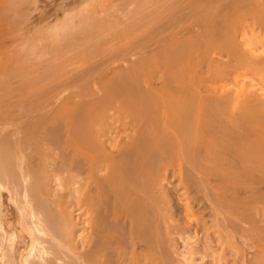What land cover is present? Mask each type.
I'll return each instance as SVG.
<instances>
[{"label": "bare ground", "instance_id": "bare-ground-1", "mask_svg": "<svg viewBox=\"0 0 264 264\" xmlns=\"http://www.w3.org/2000/svg\"><path fill=\"white\" fill-rule=\"evenodd\" d=\"M195 183L264 220V0H0V264H228Z\"/></svg>", "mask_w": 264, "mask_h": 264}, {"label": "rangeland", "instance_id": "rangeland-1", "mask_svg": "<svg viewBox=\"0 0 264 264\" xmlns=\"http://www.w3.org/2000/svg\"><path fill=\"white\" fill-rule=\"evenodd\" d=\"M242 11V13L240 14V17L242 16V17H244V18H246L245 16V13L243 12L244 10H241ZM244 14V15H243ZM251 41V40H250ZM251 43H252V41H251ZM213 53H215V52H213ZM211 54V55H213L214 56V54ZM218 79V78H217ZM214 81V82H213ZM217 81H218V83H221V80H216V79H214V80H209V83L210 82H212L213 84H217ZM220 81V82H219ZM172 180H175V178H172ZM196 185L198 186V187H196ZM205 185V186H204ZM193 186V187H192ZM204 186V187H203ZM209 187H211V186H209ZM209 187H208V185L207 184H203L202 186L201 185H199V184H194V185H190L189 186V193H188V197L190 198V200H189V202H191L190 203V208H192V209H190V211H191V216L193 217V218H191L190 220H193V222L192 223H195V225L193 226V228H194V230H193V232L195 233L194 235H196L195 237L197 238L198 237V239L199 240H202V239H204L203 237L206 235V234H208L210 237L209 238H211V245L213 244V245H215L216 246V248H215V246H214V248H213V245L211 246L210 245V247L214 250V249H218V250H220V251H222L223 249H224V251H222L221 253H223V255H226V257L225 256H223L222 255V257L223 258H227V260H225L227 263H228V261H229V263L228 264H264V243H262V242H264V234L263 233H261V232H264V230L262 231V228H264V227H262V225L264 226V220H261V224H258L259 225V227L257 226V222H254L256 225H255V227L256 228H252L253 229V231H254V229H255V231L253 232L252 230V232H249L248 233V231H250L249 229H251V227H249V226H245L244 227V225L245 224H240L239 222H240V220H239V218L237 217V214L235 213V211L233 210V206L232 205H230V203H228L226 200H224V199H222V201H221V199H220V197H217L216 199L218 200V202H219V200L221 201V202H219V206H218V204H217V200H215L214 198V189H213V186H212V188L211 189H213V190H211V191H213V192H211L210 191V189H209ZM198 188V189H197ZM201 189V190H200ZM203 189V190H202ZM191 190V191H190ZM194 190H196V191H194ZM199 190V191H198ZM206 192H205V191ZM238 190H239V188H238ZM197 191H198V194H196L197 193ZM205 192V193H203L204 194V196H203V194L202 193H200L199 194V192ZM218 191V190H217ZM222 193V192H221ZM196 194V195H195ZM206 194V195H205ZM210 194L211 195H213V196H210ZM215 194H218V192L217 193H215ZM202 195V196H201ZM202 197V198H201ZM207 199H206V198ZM211 197V199H209ZM213 197V198H212ZM178 197L177 196H174V199L173 200H175L176 202H177V205H174V207H176V209L175 210H177V208H179V206L181 205V201L178 199ZM192 198V199H191ZM205 198V199H204ZM203 199V200H202ZM211 201V203H210V201ZM204 200H205V202H204ZM212 200L214 201V202H212ZM175 201H173V204L175 203ZM180 201V203H178ZM215 202H216V204H215ZM176 204V203H175ZM229 204V205H228ZM212 207H210V206ZM223 205V206H222ZM178 206V207H177ZM211 208V210H212V212H210L211 210L209 209V207ZM214 206V207H213ZM216 206V207H215ZM182 207V206H181ZM220 207V208H219ZM222 207V208H221ZM182 209V208H181ZM178 210H180V209H178ZM216 210V211H215ZM221 210H223V214H221L219 211H221ZM229 211V212H228ZM230 211L232 212V215H230L231 213H230ZM216 212V213H215ZM177 213H179V214H177ZM182 213H183V211H176V214H175V216H179V217H176L175 219V225H177V229H176V231H175V233L171 236L172 237V243H174L175 245H173V248H175V249H173V251L174 252H177V250H179V252H180V245H181V247H182V249H181V251H183V249H184V245L183 244H181V243H183V240L181 239V237H183V235H184V233L186 232V231H184V230H186L184 227H185V225L186 226H188V224H186V223H188L187 221H185V218H184V216L182 215ZM218 213H219V215L221 216V218H220V216L218 217ZM226 213V214H225ZM215 214H216V216H215ZM223 215V216H222ZM225 215V216H224ZM233 215L234 216H236V218L234 217V219L232 218L233 217ZM183 216V217H182ZM222 217H223V219H222ZM225 217H227V218H225ZM246 217L247 218H249L248 217V215H245L244 216V218L243 219H246ZM184 218V219H183ZM203 218V219H202ZM219 218H220V220H219ZM231 218H232V220H233V222H232V220H231ZM225 219L227 220V222L225 221ZM238 219V220H237ZM221 220H223V221H225L226 222V224H222V221ZM235 220V221H234ZM246 220H248V219H246ZM245 220V221H246ZM220 221V222H219ZM237 221V222H236ZM257 221H259V219H257ZM216 222V223H215ZM231 222V223H230ZM235 222V223H234ZM180 223V224H179ZM213 223V224H212ZM259 223V222H258ZM263 223V224H262ZM182 224H183V226H182ZM204 224V225H203ZM211 225V228H209L210 227V225ZM228 224H231V226L230 225H228ZM235 224V225H234ZM179 225V226H178ZM208 225H209V227H208ZM224 225H226V226H224ZM241 225H243V226H241ZM261 225V226H260ZM196 226V227H195ZM212 226H214V227H212ZM224 226V227H223ZM253 226H254V224H253ZM203 227V228H202ZM206 227V228H205ZM233 227V228H232ZM262 227V228H261ZM179 228V229H178ZM183 228H184V230H183ZM204 228H205V230H204ZM222 230H221V229ZM229 230H231V231H229ZM257 228H259V229H257ZM210 229V230H209ZM212 229H215V230H220V231H215V230H212ZM204 230V231H203ZM224 230V231H223ZM244 230V231H243ZM178 231V232H177ZM180 231H182L181 233L183 234V235H181L180 236V239H179V237L177 236V233H180ZM247 231V232H246ZM214 232V233H213ZM217 232V233H216ZM219 232V233H218ZM225 232V233H224ZM246 232V233H245ZM204 233V235H202ZM248 233V234H247ZM255 233V234H254ZM214 234H217V236L215 235V238H214ZM245 234H246V236H245ZM251 234H253V236L251 235ZM260 234V235H259ZM198 235V236H197ZM220 235V236H219ZM227 235V236H226ZM231 235V236H230ZM244 237H243V236ZM178 238H177V237ZM255 236V237H254ZM200 237V238H199ZM216 237L217 238H219L218 239V241L216 240ZM174 238H175V240L177 241V243H176V241L174 240ZM213 238L215 239V241H213ZM260 238V239H259ZM234 241H233V240ZM178 240L179 241H181V242H178ZM258 240V241H257ZM261 242H260V241ZM213 242V243H212ZM216 243V244H215ZM234 243V247L236 248L237 246H238V248H236V249H238L237 251L239 252H237L236 251V249H233L232 248V244ZM178 244V245H177ZM224 244V245H223ZM231 244V245H230ZM219 245V246H218ZM221 245H223V246H221ZM175 246V247H174ZM217 246H218V248H217ZM230 246H231V248H230ZM176 247H178V249L176 248ZM223 248V249H222ZM195 249L196 250H202V248H201V246H196L195 247ZM222 249V250H221ZM217 250V251H218ZM234 251V252H233ZM210 253V252H209ZM225 253V254H224ZM237 255H235V254ZM257 253H258V255H260V256H257ZM211 254V253H210ZM234 254V256H233V258H232V260H231V258L230 257H232V255ZM250 255V256H249ZM252 255V256H251ZM235 256H236V258H235ZM247 256V257H246ZM208 257V256H207ZM240 257V258H239ZM244 257V258H243ZM251 258V259H249V258ZM260 257H262V258H260ZM177 258V257H176ZM235 258V259H234ZM244 260H243V259ZM252 258L254 259V261L255 262H253V260H252ZM261 260H260V259ZM178 260L180 259L179 257L177 258ZM207 259V258H206ZM234 259V260H233ZM247 259V260H246ZM257 259V260H256ZM173 260H175V259H173ZM208 260V259H207ZM235 260H237L236 262H234ZM243 260V261H242ZM245 260L247 261V262H245ZM232 261V262H231ZM249 261H252L253 263H251V262H249ZM256 261L258 262V263H256ZM231 262V263H230ZM242 262V263H241Z\"/></svg>", "mask_w": 264, "mask_h": 264}]
</instances>
